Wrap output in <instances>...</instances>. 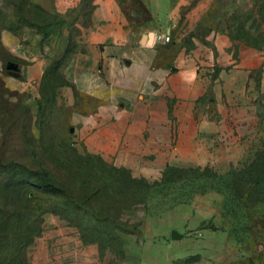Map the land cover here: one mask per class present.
<instances>
[{
	"label": "crops",
	"instance_id": "obj_1",
	"mask_svg": "<svg viewBox=\"0 0 264 264\" xmlns=\"http://www.w3.org/2000/svg\"><path fill=\"white\" fill-rule=\"evenodd\" d=\"M221 1L29 0L66 28L71 53L58 69L54 100L69 113L81 152L152 181L169 167L229 169L235 155L258 150L264 0H237L240 15L224 20L215 17ZM18 56L26 88L54 66L55 57L36 47ZM29 258L101 264L98 244L51 213Z\"/></svg>",
	"mask_w": 264,
	"mask_h": 264
},
{
	"label": "rangeland",
	"instance_id": "obj_2",
	"mask_svg": "<svg viewBox=\"0 0 264 264\" xmlns=\"http://www.w3.org/2000/svg\"><path fill=\"white\" fill-rule=\"evenodd\" d=\"M240 10L222 0L215 17ZM35 47L58 65L71 53L61 22L28 0H0V264H31L49 213L97 243L101 264H264V137L229 169L133 178L76 146L54 100L60 72L24 86L18 55Z\"/></svg>",
	"mask_w": 264,
	"mask_h": 264
},
{
	"label": "trees",
	"instance_id": "obj_3",
	"mask_svg": "<svg viewBox=\"0 0 264 264\" xmlns=\"http://www.w3.org/2000/svg\"><path fill=\"white\" fill-rule=\"evenodd\" d=\"M28 2H29V0H28ZM30 3V2H29ZM31 4V3H30ZM31 5H33V4H31ZM34 6V5H33ZM34 7H37V6H34ZM38 9H40V10H42L41 8H39V7H37ZM43 11V10H42ZM44 12V11H43ZM46 13V12H45ZM47 14V13H46ZM49 17H51V18H53V19H55V20H58L57 18H55V17H52V16H50L49 14H47ZM224 18V17H223ZM224 20V19H223ZM59 21V20H58ZM60 22V21H59ZM61 65H58V63H54V66L53 67H51V68H49L46 72H45V76H44V78L47 76V73H53V72H55V71H58V69H59V67H60ZM62 82V80L59 78V82H58V84L59 83H61ZM99 159V158H98ZM113 169V168H112ZM168 169H172V168H166L164 171H166V170H168ZM115 170H117V169H115ZM194 170H196V169H194ZM198 170V169H197ZM73 226V225H72ZM85 242H87L86 240H84Z\"/></svg>",
	"mask_w": 264,
	"mask_h": 264
},
{
	"label": "built area",
	"instance_id": "obj_4",
	"mask_svg": "<svg viewBox=\"0 0 264 264\" xmlns=\"http://www.w3.org/2000/svg\"><path fill=\"white\" fill-rule=\"evenodd\" d=\"M155 39L159 43H169L170 41V38L168 36H161V35L156 36Z\"/></svg>",
	"mask_w": 264,
	"mask_h": 264
},
{
	"label": "water",
	"instance_id": "obj_5",
	"mask_svg": "<svg viewBox=\"0 0 264 264\" xmlns=\"http://www.w3.org/2000/svg\"><path fill=\"white\" fill-rule=\"evenodd\" d=\"M180 238V235H178L177 233H172V235H171V239L172 240H177V239H179Z\"/></svg>",
	"mask_w": 264,
	"mask_h": 264
}]
</instances>
